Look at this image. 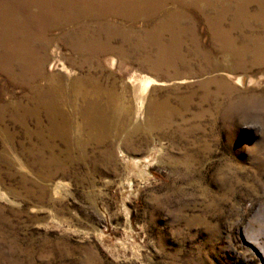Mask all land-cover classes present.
Wrapping results in <instances>:
<instances>
[{
	"label": "rangeland",
	"instance_id": "374dc122",
	"mask_svg": "<svg viewBox=\"0 0 264 264\" xmlns=\"http://www.w3.org/2000/svg\"><path fill=\"white\" fill-rule=\"evenodd\" d=\"M156 12L130 13L100 55L111 110L90 132L68 108L36 153L41 142L4 111L0 264H264V65L220 40L240 46L248 34L230 15L209 24L202 3ZM179 31L177 57L159 58ZM67 53L54 50L60 62L43 71L66 77ZM8 82L0 75V103L25 105L27 91Z\"/></svg>",
	"mask_w": 264,
	"mask_h": 264
},
{
	"label": "bare ground",
	"instance_id": "6f19581e",
	"mask_svg": "<svg viewBox=\"0 0 264 264\" xmlns=\"http://www.w3.org/2000/svg\"><path fill=\"white\" fill-rule=\"evenodd\" d=\"M172 3L181 11L204 4L215 15L209 24H222L223 17L230 15L231 26L246 28L248 34L238 33L244 42L240 46L232 39L220 40L240 58L246 54L253 57L252 66L264 65L260 63V56H264V0H0V75L11 87V82L18 81L21 89L27 91L25 105L21 100L0 103V118L5 110L9 111L25 135L40 141L41 148L36 153L49 148L48 140L63 132L62 124L71 117L66 115L68 108L89 132L99 126L111 110V89H105L95 78L103 76L98 64L100 55L111 52L114 34H123V27L118 25L135 22L130 13L136 18L147 12L157 14V9ZM166 19L170 25L178 23L176 15ZM165 24L164 20L162 25ZM183 35L179 31L171 35L169 45H159V58L177 57ZM153 43L160 40L154 39ZM59 47L68 52L71 60V70L59 64L66 77L43 71L45 59V70L54 69L60 62L62 57L53 56ZM105 62L111 66V57H106ZM73 69H84L85 74L70 77ZM235 82L244 84L241 77ZM146 83L148 80L142 81L143 85ZM162 113L164 108L160 106L161 117ZM28 120L33 130L27 129Z\"/></svg>",
	"mask_w": 264,
	"mask_h": 264
}]
</instances>
